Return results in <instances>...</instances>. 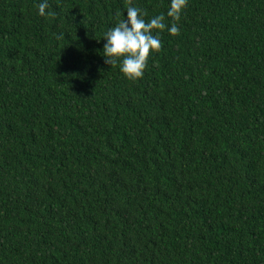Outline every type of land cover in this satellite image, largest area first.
Masks as SVG:
<instances>
[{
    "label": "trees",
    "instance_id": "16d2710c",
    "mask_svg": "<svg viewBox=\"0 0 264 264\" xmlns=\"http://www.w3.org/2000/svg\"><path fill=\"white\" fill-rule=\"evenodd\" d=\"M41 2L0 0V264H264V0H188L135 82L125 0Z\"/></svg>",
    "mask_w": 264,
    "mask_h": 264
},
{
    "label": "clouds",
    "instance_id": "9594fccd",
    "mask_svg": "<svg viewBox=\"0 0 264 264\" xmlns=\"http://www.w3.org/2000/svg\"><path fill=\"white\" fill-rule=\"evenodd\" d=\"M126 15L118 23L109 28L103 35L105 63L111 67L119 66L124 77L133 82L142 79L153 53H160L163 47L160 33L166 28L170 35L177 36L179 21L188 6V0H170L167 16L171 18V26L165 23L163 14L146 20L148 13L133 4V0H125ZM38 14L43 17H55L48 12L47 0L36 5ZM119 16L120 14L117 13ZM63 38V34L57 39Z\"/></svg>",
    "mask_w": 264,
    "mask_h": 264
}]
</instances>
